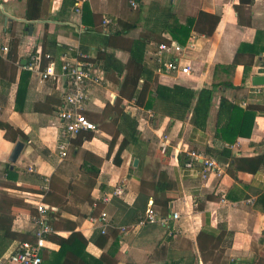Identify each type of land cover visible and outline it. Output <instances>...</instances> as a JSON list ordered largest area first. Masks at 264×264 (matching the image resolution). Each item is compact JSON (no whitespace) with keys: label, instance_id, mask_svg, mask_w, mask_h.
Returning <instances> with one entry per match:
<instances>
[{"label":"crops","instance_id":"crops-1","mask_svg":"<svg viewBox=\"0 0 264 264\" xmlns=\"http://www.w3.org/2000/svg\"><path fill=\"white\" fill-rule=\"evenodd\" d=\"M78 1L0 0V120L13 127L7 134L0 128V221L5 228L10 225L8 236L0 231V261L33 235L34 202L43 196L50 206V219L59 228L57 234L68 236L70 230L64 224L76 222V229L89 240L86 251L96 259L106 252L116 259L115 264H264V166L257 171L238 170V180L228 168L203 178L187 166L189 150L210 156L207 149L219 152L223 147H230L235 157L264 153V84L254 85L252 81L254 76L264 75V0H245L243 4L240 0H135L137 7L132 6V0H83L81 12H77ZM153 2L172 5L182 22L187 16H196L189 36H195V43L187 60L193 66L192 74L154 71V79L196 90L225 81L237 88L216 93L205 130L194 127L189 117L180 120L154 110L150 117L151 109L143 106L129 111L138 119L142 142L131 144L119 134L109 154L120 122L114 109L120 79L114 69L128 61L133 39L153 26L149 10ZM140 6L145 15L142 22L148 19L149 23L129 33L114 34L130 26ZM201 10L220 15V20L198 15ZM29 12L35 17L30 18ZM106 15L116 22L104 27ZM160 33L165 38L170 36L167 31ZM52 39L58 48L50 45ZM149 42L148 52L155 44L154 40ZM2 44H7L9 51L4 52ZM39 45L56 59L58 69L62 58L76 47L98 57L105 67L100 52L112 53L119 61L107 62L106 85L89 89L84 114L97 126L94 136L79 150L73 143L64 159L58 155L57 145L61 123L58 109L66 82L41 81L30 68L28 54ZM222 95L256 111L250 137H239L232 144L215 137ZM17 141L24 142V147L11 162ZM162 148L168 149L169 161L160 169L168 171L177 191L168 215L158 213L167 223L148 217L149 210H154V197L165 195L154 190L155 181L149 177L158 160L155 155ZM84 151L102 158L98 174L90 177L91 188L87 185L90 165H83ZM34 184L51 189L47 198L29 189ZM117 184H124V193L108 204L101 203L102 196ZM141 187L148 190V202L139 207L134 203ZM103 209L114 226L107 233L106 243L100 245L91 241L99 230L91 217ZM174 212L180 218H172ZM53 243L44 260L52 259V253L60 249L58 242Z\"/></svg>","mask_w":264,"mask_h":264},{"label":"trees","instance_id":"trees-1","mask_svg":"<svg viewBox=\"0 0 264 264\" xmlns=\"http://www.w3.org/2000/svg\"><path fill=\"white\" fill-rule=\"evenodd\" d=\"M76 0H74L75 2ZM245 0H240L243 4ZM237 9L238 6H235ZM150 19L152 18L153 26L142 32L138 38H134L130 47L129 59L123 65H116L114 71L120 79L119 89L116 101L114 103V109L120 117V122L117 125L114 138L110 142L111 153L116 138L119 134H123L126 139L134 145H140L142 138L138 130V119L126 110V102L135 98L136 106H143L147 109L154 110L156 113H162L169 115L175 119L185 120L189 117L190 123L201 130H205L208 122L209 113L213 106L216 93L220 90H225L228 87H235L231 82H218L205 84L201 89L196 90L194 88L182 85V84H165L159 82L158 79H154V67L150 58L148 59L149 40H154L155 43H161L171 39L178 40L180 43L185 44L192 31L193 24L196 16H187L185 21H181L178 15L175 13L172 5H162L157 2H153L149 6ZM144 13L142 6L138 7L133 14L136 16L131 20L130 26L120 30H115L114 34L129 33L131 30L136 29L139 26H146L149 23L148 19L142 22L141 16ZM28 16L33 18L35 16ZM198 15L206 17L215 21L220 20V15L212 14L207 11H199ZM162 31H167L170 36L167 38L161 36ZM44 35V46L45 38ZM50 45L58 48L57 41L52 39ZM9 51V48H8ZM45 51V49H44ZM47 51V50H46ZM101 59L106 61V67L109 72L110 67L108 63L118 64L119 61L114 57L112 53L100 52ZM46 61L43 62L44 68ZM116 81H118L116 79ZM256 111L250 108L242 107L235 102L229 100L226 96H220L218 103V113L216 120L215 137L223 140L228 144L234 143L239 137H250L254 128L256 119ZM0 128L6 131V134L13 127L7 122L0 120ZM94 136L93 131L87 130L81 132L74 140V146L76 149H81L82 143ZM208 153L216 157L221 162L229 163L228 171L235 180H238L237 171L240 169H247L250 171H257L264 166V153L257 154L255 156L248 157H235L232 156V150L230 147H223L217 152L216 150L207 149ZM169 153L167 148L159 149L156 156L158 158L155 165H152L150 169V179L155 181L154 190L160 193H164V197H154L153 207L154 211H159L161 216H167L169 212V204L172 199L177 197L176 184L170 179L168 171L166 169H160L162 163H168ZM108 154V155H109ZM229 158V159H228ZM102 158L98 157L88 151H84L83 165H90L87 168L90 175L87 179V185L92 187V177H96L99 171V165ZM141 164L139 165V167ZM138 167V168H139ZM91 177V178H90ZM30 190L47 195L51 189H46L40 184H34L29 187ZM147 188L141 187L138 195V202L134 205H147L148 198ZM115 198V197H114ZM102 203V201H101ZM100 207V203L97 202ZM139 206V207H140ZM153 210V209H152ZM1 222V221H0ZM53 227L59 229L53 220H51ZM68 224V225H67ZM67 224L63 227L70 230L68 236H61L57 233L50 235V238L60 244V249L52 253V259L46 258L43 264H115L116 259L110 254L104 252L99 258H94L86 251L89 240L80 231L77 230V224L74 221H67ZM8 227V228H7ZM5 225L0 223V231L5 232V236H8L7 231L10 230L9 223ZM97 233V232H96ZM12 236H19L17 234H11ZM97 236H93L91 241L104 245L106 243L107 234H102L98 230ZM34 235L27 236L22 241L33 240ZM7 258V257H6ZM5 259V258H4ZM49 262H48V261ZM47 261V262H45ZM130 264V263H127Z\"/></svg>","mask_w":264,"mask_h":264},{"label":"built area","instance_id":"built-area-1","mask_svg":"<svg viewBox=\"0 0 264 264\" xmlns=\"http://www.w3.org/2000/svg\"><path fill=\"white\" fill-rule=\"evenodd\" d=\"M83 0L76 3V11L81 12ZM132 6L137 7L135 0L131 1ZM116 22L113 16H104L102 24L108 27ZM195 36L189 38L187 43L182 44L178 40L171 39L161 43H155L154 49L149 50V58L152 61L154 71L158 73L169 72L176 74L190 75L193 72L192 64L188 60V52L194 47ZM1 49L8 51V45L2 44ZM30 68L34 69L41 81L64 79L66 90L63 93V103L58 109L60 119L59 142L57 145L58 155L61 159L66 158L68 152L73 146V140L83 131H96L97 126L84 114L85 103L89 97V89L92 87H103L109 81L107 71L102 61L88 53L83 52L79 47L70 49V54L62 58L59 69L56 59L49 52H44L42 46H36L29 54ZM171 56V57H170ZM46 65L43 68V62ZM139 106L135 105V98L126 102V110H136ZM152 117L154 112L148 110ZM189 159L187 166L194 172L207 177L209 173L215 172L221 174L227 169L229 163L221 162L214 156L206 152L196 150L188 151ZM124 184H117L108 194L102 196V202L108 204L114 196H120L124 193ZM36 214L33 216V240L22 241L7 258L0 261V264H43L45 251L54 244L50 235L57 233L50 219V206L44 202L43 196L35 200ZM172 218H180L178 212H174ZM150 220H159L167 223V219L160 217L154 210H149ZM91 220L96 224L102 234H107L112 228L108 212L103 209Z\"/></svg>","mask_w":264,"mask_h":264},{"label":"water","instance_id":"water-1","mask_svg":"<svg viewBox=\"0 0 264 264\" xmlns=\"http://www.w3.org/2000/svg\"><path fill=\"white\" fill-rule=\"evenodd\" d=\"M252 81H253L254 85H262V84H264V75L254 76ZM23 147H24V142H22V141L16 142L14 149L10 155V161L11 162H15L18 159ZM137 162H138V159H135V163H137Z\"/></svg>","mask_w":264,"mask_h":264},{"label":"rangeland","instance_id":"rangeland-1","mask_svg":"<svg viewBox=\"0 0 264 264\" xmlns=\"http://www.w3.org/2000/svg\"><path fill=\"white\" fill-rule=\"evenodd\" d=\"M127 110H129V109H127ZM132 111H135V110H132ZM144 116H145V114H144ZM150 155H152V154H150ZM168 156H169V154H167ZM153 156H154V154H153ZM156 156V155H155ZM151 158H152V156H151Z\"/></svg>","mask_w":264,"mask_h":264}]
</instances>
